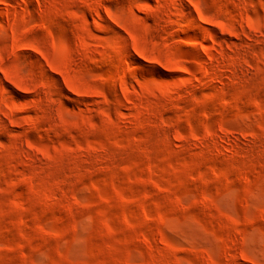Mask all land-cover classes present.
Segmentation results:
<instances>
[{"label": "rangeland", "instance_id": "rangeland-1", "mask_svg": "<svg viewBox=\"0 0 264 264\" xmlns=\"http://www.w3.org/2000/svg\"><path fill=\"white\" fill-rule=\"evenodd\" d=\"M0 264H264V0H0Z\"/></svg>", "mask_w": 264, "mask_h": 264}, {"label": "bare ground", "instance_id": "bare-ground-1", "mask_svg": "<svg viewBox=\"0 0 264 264\" xmlns=\"http://www.w3.org/2000/svg\"><path fill=\"white\" fill-rule=\"evenodd\" d=\"M156 91L158 92V93H164V91H163V89L162 88H160V87H156Z\"/></svg>", "mask_w": 264, "mask_h": 264}]
</instances>
